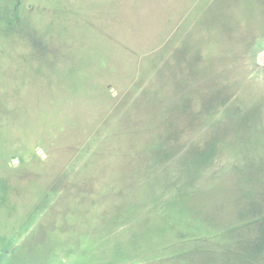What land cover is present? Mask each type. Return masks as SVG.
<instances>
[{
    "label": "rangeland",
    "instance_id": "374dc122",
    "mask_svg": "<svg viewBox=\"0 0 264 264\" xmlns=\"http://www.w3.org/2000/svg\"><path fill=\"white\" fill-rule=\"evenodd\" d=\"M0 264H264V0H0Z\"/></svg>",
    "mask_w": 264,
    "mask_h": 264
},
{
    "label": "trees",
    "instance_id": "16d2710c",
    "mask_svg": "<svg viewBox=\"0 0 264 264\" xmlns=\"http://www.w3.org/2000/svg\"><path fill=\"white\" fill-rule=\"evenodd\" d=\"M154 259L153 257L150 258V260Z\"/></svg>",
    "mask_w": 264,
    "mask_h": 264
},
{
    "label": "flooded vegetation",
    "instance_id": "af4514ba",
    "mask_svg": "<svg viewBox=\"0 0 264 264\" xmlns=\"http://www.w3.org/2000/svg\"><path fill=\"white\" fill-rule=\"evenodd\" d=\"M8 254H9V253H8ZM9 255H11V253H10ZM9 255H8V257H9Z\"/></svg>",
    "mask_w": 264,
    "mask_h": 264
}]
</instances>
